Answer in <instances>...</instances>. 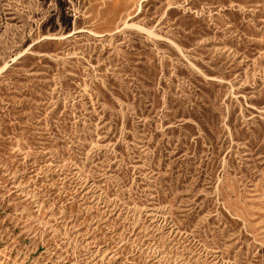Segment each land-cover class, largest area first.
Listing matches in <instances>:
<instances>
[{"label": "rangeland", "instance_id": "rangeland-1", "mask_svg": "<svg viewBox=\"0 0 264 264\" xmlns=\"http://www.w3.org/2000/svg\"><path fill=\"white\" fill-rule=\"evenodd\" d=\"M0 264H264V0H0Z\"/></svg>", "mask_w": 264, "mask_h": 264}]
</instances>
